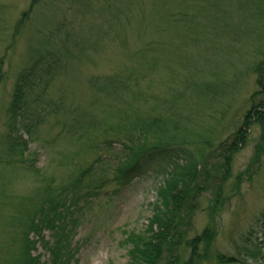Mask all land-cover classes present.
<instances>
[{
	"label": "rangeland",
	"instance_id": "rangeland-1",
	"mask_svg": "<svg viewBox=\"0 0 264 264\" xmlns=\"http://www.w3.org/2000/svg\"><path fill=\"white\" fill-rule=\"evenodd\" d=\"M32 1L0 0V264L23 260L25 235L37 242L33 255L41 264H53L52 232L43 233L45 241L38 242L30 221L38 223L47 214L41 208L53 195L76 189L81 190L78 208H73L78 223L68 240L61 239L62 248L69 246L67 264H140V244L128 238L131 234L142 239L164 177L149 168L143 176L133 174L125 185L122 166L131 163V145L140 143L139 133L145 150L163 141L183 143L201 164L205 155L228 143L259 90L253 69L264 54V42L261 33L236 37L225 25L243 31L259 22L253 12L237 7L235 12L237 0H135L133 11L125 13L119 0H58L52 8L50 0H40L17 32ZM128 1L132 5L134 0ZM175 8L178 25L170 29L168 19ZM80 16L93 25L84 26L77 38L71 20ZM192 21L202 25V35L184 28ZM179 34L188 35L191 43L180 40ZM67 50L74 54L68 56ZM77 50L79 57L73 60ZM63 56H68L67 66L56 60ZM38 61L41 73L53 72L55 81L27 98L31 111L25 127L10 130L16 84ZM109 78L125 91L92 85L94 79L103 85ZM187 85L215 88L200 98L186 91ZM153 118L164 123L170 119L174 124L169 136L179 138L173 143L154 135V129L142 131ZM32 122L40 123L33 137L26 131ZM8 133L15 139L10 151ZM260 135L254 125L247 145L234 155L220 208L213 212L215 190L208 186L194 199L193 210L185 212L190 222L179 229L184 239L178 264L188 263L186 241L194 239H199L201 256L196 264H228L220 256L236 260L229 264H264V155L256 173L251 178L246 174ZM213 156L207 158L221 164ZM200 170L198 184L205 186L206 173ZM207 230L215 234L209 245L202 240Z\"/></svg>",
	"mask_w": 264,
	"mask_h": 264
},
{
	"label": "trees",
	"instance_id": "trees-1",
	"mask_svg": "<svg viewBox=\"0 0 264 264\" xmlns=\"http://www.w3.org/2000/svg\"><path fill=\"white\" fill-rule=\"evenodd\" d=\"M57 1L58 0H50L48 5L52 8L57 4ZM119 1V3L123 4L122 12L124 13L127 10L133 11V8L136 7L135 0L132 1V5H128V0L126 2L122 0ZM231 1L235 0H227L226 2ZM237 1L239 2L237 6L234 7L235 12L237 10H241L243 11V13L245 11L253 12L254 18H256L259 23L256 27H250L249 24V26L245 30L242 27L243 31L242 29H236L231 25H225V27L229 26L230 30L234 32L233 35H235L236 37H242L241 34L245 33H247L248 35H258L261 33L260 37H262L264 42V0ZM39 4L40 0L32 1L29 11L27 13H24L17 23V32H20L29 15L34 12L35 7ZM87 6H89V4ZM109 9L113 11L112 7H109ZM218 9L217 12H219ZM135 11L140 15V11H138L137 9H135ZM178 13L179 10H176V8L170 12V16L168 19V25L170 29L177 28ZM224 13H228L226 9L224 10ZM180 15L184 14L181 13ZM232 15L233 13H231V16ZM81 18V16L78 18L74 17L71 20V25L77 26L78 31L77 35L75 36L77 38L78 36H82L81 30L84 26L88 27L89 25H93L88 24L87 19ZM184 28H187V31H189V33H193L198 32V28H202V25L200 23L192 21L188 24V26ZM234 30H236V32ZM198 33L202 35L204 31L199 29ZM184 34H186V32ZM178 36L180 40H183L185 43H191L186 41L188 35L181 36L179 34ZM80 40L81 41L77 44L78 49L83 43L82 38ZM71 41L73 42L74 39H72ZM199 41H196L195 44ZM67 53L68 56L74 54L70 53L68 50ZM67 57L63 56L56 58L58 65H60L61 61H64ZM78 57L79 53L77 50V55L73 60L78 59ZM260 57L261 61L255 64L253 69V71L258 76L257 86L259 90L253 96L254 99L251 110L247 113L244 122L237 130V132L234 133L233 136H231V139L228 143H225L223 145L225 147L221 146L220 149L211 152L214 153L212 159H220L221 164H217L216 162L213 163V160L207 158L211 153L205 155L202 159V163L200 164L197 161L196 156L190 153V150H188L185 144H178L177 142L174 143V139L179 137L177 135L171 137L169 136V129L174 124L170 121V119L165 123L159 118H153L152 120L150 119V121L144 124L143 128L145 129L141 130L149 133V131H152V129H154V135H162V139L167 137L174 144L163 141L164 144L159 143L155 147L150 149L146 148L145 150L143 146L144 138L139 133V137L141 140L140 143L142 144L139 146V148H137V146L140 143L131 145L133 146L129 150L131 163H129L128 166H122L125 171H122L123 173H121V181L125 180V183H128L130 181V176L136 172L138 174L142 173V166L148 163L155 164L156 168L154 169V174L164 177L163 185L158 188V200L151 205L152 218L149 220V225L142 235V239L139 236H132L131 234L128 238V240L131 241L133 245L136 246L140 244V249H137V253L139 252L138 255L141 257V259L139 260L140 264H178V259H180V257L182 256V254L179 252V247L184 239V234H180L179 229L183 226V223L190 222L187 221L185 212L189 209H192V203L194 202V199H197V195H199L200 193H206V191L209 189L208 186L211 187V191L212 189L215 190V198L212 206L213 212H216V210L220 208L219 205L221 204L220 201L222 193L221 188L224 187L225 182L229 180V177L232 175L231 170L234 155L242 147H245L247 145L249 133L254 125L260 127L261 135L255 148V154L246 174H248L249 178H251L260 168L262 164V157L264 155V54H260ZM31 58H34L33 60L36 59V57L33 56ZM40 63L41 62L38 61L33 64L31 68L26 69L29 72L24 71L23 74H21L18 83L16 84L8 116L10 130L17 129L19 131V127H25L24 119L31 111L30 102L27 101V98L33 93H36L41 85L45 84V86H48L50 82L54 80L55 75L53 72L41 73L42 70L40 69ZM65 65L67 66L66 63ZM64 67L65 66L63 65L62 68ZM59 72L60 71H58L57 73L59 74ZM107 80H105L106 82L104 81L102 85L97 82L96 79H94L92 85L95 88L104 89L105 87H107L105 86L106 84L108 86H112L113 89L116 90L114 92L125 91V88H115V83L113 82L115 81L114 78H109ZM214 88L215 86L210 85H195L194 88H192L191 85H187L186 91L191 90L201 98V96H203V94L205 95L206 92H214V90H212ZM183 96L184 93L178 95V103L183 99ZM256 99H258L257 102ZM177 100L175 99V104H177ZM39 125V122H32V129L30 130V128H27V133H29V135L33 137L38 132ZM156 132L160 134H157ZM12 133H8V138L6 141L8 144V151L14 148L13 141H15V139H13ZM182 138L186 139L187 137ZM202 150L204 151V147L203 149L201 147V151ZM201 168L202 171L206 173L205 186H203V184H201V186L200 183L198 184V178L201 173ZM238 179L239 181L242 180L241 177H239ZM80 192L81 190L76 189V191H62V195H53V198L45 203V207L41 208L42 212L46 211L47 214L44 217L38 218V223H32V221H30L31 224L29 223L31 232H35V235L39 239L38 242L45 241V238H43V233L48 230L52 232L53 245L50 248V254L53 258V264H67V249H69V246L67 247V249L66 247L62 248L61 239L65 238L66 240H68L75 230V224L78 223V220L74 218L75 213L73 208H78L79 200L81 201V198H79ZM262 219L264 220V213ZM181 232L183 233V230ZM212 234L215 236V234L211 230H207L204 233V236L207 238L203 237L202 240L205 242L207 241V245H209L211 242ZM197 240L199 239H194L190 242L186 241L188 243V248H190L189 251L191 250L190 259L187 264H196V260L198 262L201 260L200 253L198 251ZM24 244L25 245L23 249L25 250V252L23 251V255L21 257L23 260L21 262H18V264H41L40 258L33 255V250H36L37 242H32L30 237L25 235ZM61 248L62 254L60 253ZM133 259H135V256ZM219 259L222 263L228 264L235 263L236 261L234 258L227 256H220Z\"/></svg>",
	"mask_w": 264,
	"mask_h": 264
}]
</instances>
